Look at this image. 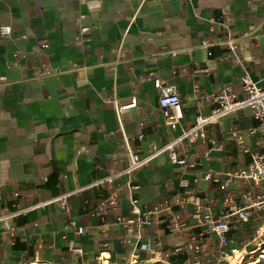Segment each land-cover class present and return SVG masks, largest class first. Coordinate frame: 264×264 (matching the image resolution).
<instances>
[{
  "label": "crops",
  "instance_id": "obj_1",
  "mask_svg": "<svg viewBox=\"0 0 264 264\" xmlns=\"http://www.w3.org/2000/svg\"><path fill=\"white\" fill-rule=\"evenodd\" d=\"M228 34L239 37L243 66L264 87V0H0V215L116 175L127 147L143 157L198 113L210 114L213 105L198 104L202 94L227 85L241 98L243 69L229 50L212 47L207 55L199 46ZM157 83L175 86L180 96L183 118L174 131L160 113ZM132 96L136 107L117 116L115 105ZM257 123L248 109L238 110L181 151L184 166L163 155L132 175L142 211L169 207L141 230L142 241L117 224L132 217L125 192L116 208L99 211L126 181L113 177L74 194L66 211L52 202L0 221V264H183L197 245L206 251L202 264H218L216 237L190 215L201 205L218 217L223 191L200 178L207 170L243 168V149L261 147L260 135L248 133ZM211 141L222 150H211ZM175 218L186 227L169 233L165 224ZM256 220L229 233V246L241 244Z\"/></svg>",
  "mask_w": 264,
  "mask_h": 264
},
{
  "label": "built area",
  "instance_id": "obj_2",
  "mask_svg": "<svg viewBox=\"0 0 264 264\" xmlns=\"http://www.w3.org/2000/svg\"><path fill=\"white\" fill-rule=\"evenodd\" d=\"M215 22H218V20H215ZM9 32L10 30L8 27L1 29V34L3 36H8ZM238 40L239 37L235 34H228L224 39H204L200 42L199 46L207 52V55H210L209 50L212 47H224L229 50L231 61L241 66L243 69V75L240 78L243 92L241 98L227 85H224L212 94L200 95L198 97V104L200 107L204 103H210L214 106L210 114L202 115L198 113L194 123L189 128L182 130L178 136L171 137L164 145L154 148L143 157H140L134 149L127 147L126 166L116 175L98 179L82 189L62 193L50 201L37 203L29 209L12 211L7 213V215H0V221L3 222L8 218L17 217L52 202H58L62 209L66 211L68 200L74 194L88 188L108 184L113 177H120L126 178L125 183L119 188L114 189L108 197L102 201L99 206V211L108 209L113 210L116 208L118 206L119 194L125 192L131 205L132 217L118 218L117 224L121 225L133 235L136 239V243H138L142 241L143 238L141 230L159 221L160 213L169 209V207L166 209L155 208L153 211H142L134 195V192L138 189V185L131 180L132 175L136 171L148 166L157 157L163 155H166L171 163L184 166L186 162L180 155L181 151L187 146L193 145L198 141H203L205 138V128L207 126L217 124L220 119L238 110L248 109L252 117L258 122L255 127L249 129L248 133L250 135H260V150L251 151L249 149H243V152L249 156V162L236 172L222 175L221 173L210 170L204 171L200 179L219 186L223 191L224 210L218 217H213L207 207L195 205L196 211L190 215V219L195 223L196 227L202 228L216 237L219 259L222 260H225V257L228 255L225 249L230 243L229 233L236 231L240 225L248 222L249 219L256 218V221L261 223V225L255 229L254 239L264 238V87H260L253 82L248 71L243 66L237 47ZM41 48H45V46ZM57 72V69H45L43 74L50 75ZM157 91L158 107L164 124L170 131H174L183 118L180 96L175 86L169 84L157 83ZM136 105L137 99L135 96H132L127 104L115 105V112L118 116L128 109L136 107ZM141 138V135L137 136L138 140H141ZM210 145L213 151L222 150V146L215 141H211ZM198 180L199 179L195 178L194 182ZM181 186L187 187V183L181 181ZM232 186L241 187L240 192H232ZM73 225L74 223H71V226ZM185 227V223L177 221L176 218L173 222L165 224V229L169 233L180 232ZM82 232V229L77 230L78 234ZM140 249L146 250L147 247L141 245ZM190 249L193 251V254L186 258L183 264H202V257L205 256L206 251L199 245L190 247ZM177 251L178 249H176V252ZM231 251L232 253L234 252V250ZM75 252L81 253L80 250H76ZM150 261L151 259L147 260V262ZM136 262L135 259L134 261H129V264H135ZM162 262L164 264H170L163 260Z\"/></svg>",
  "mask_w": 264,
  "mask_h": 264
},
{
  "label": "rangeland",
  "instance_id": "obj_3",
  "mask_svg": "<svg viewBox=\"0 0 264 264\" xmlns=\"http://www.w3.org/2000/svg\"><path fill=\"white\" fill-rule=\"evenodd\" d=\"M261 223L258 221L255 222L254 227L250 231L243 232L244 238H242V243L238 246H227L225 251L228 255H233L231 250H238L242 254L244 264H256L257 256L254 252H264V238L254 239L255 229H257ZM260 249H263L260 251ZM252 253V254H251ZM147 264V263H144ZM218 264H230L227 260H218ZM264 264V262L259 263Z\"/></svg>",
  "mask_w": 264,
  "mask_h": 264
},
{
  "label": "bare ground",
  "instance_id": "obj_4",
  "mask_svg": "<svg viewBox=\"0 0 264 264\" xmlns=\"http://www.w3.org/2000/svg\"><path fill=\"white\" fill-rule=\"evenodd\" d=\"M263 230V229H262ZM263 249H260L262 251ZM257 256L256 264L264 262V252H254ZM233 255H227L225 260H227L230 264H244L242 254L237 250H234ZM252 254V253H251ZM153 264H164L162 262H155ZM252 264V263H250ZM255 264V263H254Z\"/></svg>",
  "mask_w": 264,
  "mask_h": 264
}]
</instances>
